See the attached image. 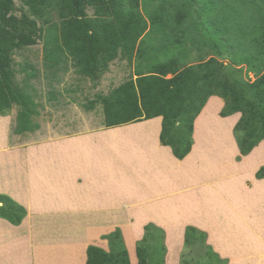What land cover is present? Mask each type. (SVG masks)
<instances>
[{"label":"crops","instance_id":"1","mask_svg":"<svg viewBox=\"0 0 264 264\" xmlns=\"http://www.w3.org/2000/svg\"><path fill=\"white\" fill-rule=\"evenodd\" d=\"M119 55L125 57L121 49ZM114 60L102 75V83L121 82L112 90L136 78L128 61ZM68 65L54 69L51 85ZM101 87L82 97L77 87L64 103L66 96L49 93L54 120L39 125L26 145L6 140L11 118L0 115V194L26 211L19 225L0 218L13 230L0 231V264H86L88 244L107 251L103 235L116 228L129 263L137 264L136 242L147 224L164 231V264H180L186 226L205 232L227 264H264V178H256L264 140L240 155L233 128L241 114L220 117L224 101L210 96L193 122L190 152L177 159L160 143L161 117L106 128L103 97L112 90ZM75 102L77 115L69 109Z\"/></svg>","mask_w":264,"mask_h":264},{"label":"trees","instance_id":"2","mask_svg":"<svg viewBox=\"0 0 264 264\" xmlns=\"http://www.w3.org/2000/svg\"><path fill=\"white\" fill-rule=\"evenodd\" d=\"M14 1L0 0V115L17 107L13 132L19 135L38 128L33 119L38 104L27 74L18 84L13 55L35 44L38 29L35 20L13 13ZM20 1L48 25L45 62L57 60L59 37L93 87L119 49L134 66L136 78L103 97L106 128L161 117L160 143L183 159L191 150L195 118L216 95L224 101L220 117L241 114L233 128L240 155L264 140V0ZM50 12L58 21L49 17ZM186 40L197 47L196 60ZM256 178H264V165ZM25 215L23 206L0 194V218L19 225ZM105 238L110 250L89 245L86 264H130L120 229ZM195 241L205 249L206 261L199 264H227L207 244L205 232L186 226L184 246ZM165 254L163 229L145 225L136 244L137 264H164Z\"/></svg>","mask_w":264,"mask_h":264},{"label":"rangeland","instance_id":"3","mask_svg":"<svg viewBox=\"0 0 264 264\" xmlns=\"http://www.w3.org/2000/svg\"><path fill=\"white\" fill-rule=\"evenodd\" d=\"M172 2H175V0ZM14 6L15 7H14L13 13L17 17H20L21 15H26L29 19L35 20L36 24H37L36 27L38 29V33L35 36V40H36L35 44L27 46L23 49H18L15 51V53L13 55V58L15 61L14 70H15L16 80H17L18 84L22 85L21 80L24 77L29 76V79H27L29 87H32L33 91L37 95L35 98V101L38 104L37 109H36L37 114L33 117V119H34V122L36 124H38V127H39V125L41 126V125L46 124V123H48V124L52 123L54 120V116H53L51 110L47 109L48 104L50 102L49 101L50 100L49 99V97H50L49 93H51L53 90H56V92L59 93V98L62 96H66V97H62L60 100L61 102L64 103V102H66V100H69V98H71V97L75 98V96H72V95H76V94L72 93V90L77 89V87H78L77 91H79V90L81 91V93H80V91L78 92V95L80 94L81 96L79 95V97H82L84 94H86L85 92H88V93L91 92L92 93V91H95L96 89L100 88V86H104V87H101L100 91L104 92V94H107L108 92H110V90H112V87L117 86L118 84L121 83V82L117 83L115 81L111 82L107 79H104L103 80L104 83H102V77H101L98 85L96 87H93V85L89 79H87V81H84V80L80 81V79L77 78L76 73L74 72V67L71 64V63H73L72 62L73 59L71 58V56L68 54L67 51H64V49H67V48H65L63 46L59 37L56 38V43H57V47H58V57H57L56 61H60V62L58 63V66H52V67H49L47 69L46 68L47 66L44 65L45 60L43 59V43L48 37V34H47L48 25L44 24L41 20L35 19L34 16H32L30 14L28 7L25 6L20 0H15ZM173 7H174V5L171 4V8H173ZM89 12L92 13V10H89ZM49 17L53 21H58L57 15L54 12H50ZM191 43L192 42L190 40H188V41L186 40L187 47H189V49H191V51H192L191 56H192V58H195V60H196V58L199 56V51H198L197 47L196 46L193 47V45ZM207 48H209V46H207ZM209 53H211V52H209ZM207 56L208 55L206 54L203 56V58L206 59ZM75 61H77V60L75 59ZM114 61H120V62L125 64L124 61H127V59H126V57H122L121 55H119V57ZM219 61L223 62L224 64L228 63V61L226 59H219ZM63 65H65V66L68 65L67 68H63V71H62L63 76L62 77L59 76L58 81L57 82L53 81V85H51V83L49 81V79L51 78V73L54 71V69L56 67L63 66ZM133 68H134V66L132 64L127 65V69H133ZM25 74H27V76ZM242 77L248 78L250 80L254 79L253 75L251 73H249L248 75H245L243 73ZM66 107H69V106H66ZM78 107H79V104L77 102H75L71 108L69 107V109L71 112L73 111L77 115V114H79L78 110H80V108H78ZM16 113H17V107L13 106L6 114V115L10 116L11 124H10L9 134L6 133L5 138L13 146H22V145L27 144V141L25 139H27L30 135L34 134L36 131L27 132V133H23V134H19V135L15 134L13 132V128L15 126ZM66 115H67V112L60 111V113H59V116L61 118H63V121H65V122H66V119H65ZM197 117H196V119H197ZM2 130L3 129L0 126V133L2 132ZM0 140H1V138H0ZM2 155H5V154H4V152H2L0 150V156H2ZM7 228H9V229H7ZM143 229H144V227H143ZM0 231H7L8 233H10L13 230H11L10 226L7 227L6 224L0 220ZM106 235H108V234L103 235L104 239H106L105 238ZM206 238H207V235H206ZM106 240H107V245H108V239H106ZM0 241H3V240L0 239ZM137 242H136V244H137ZM0 245H2V243H0ZM89 245H93V244H88V246ZM94 246H96V245H94ZM9 247H10V245H9ZM109 250H110V248L108 245L107 251H109ZM204 252H205L204 247L201 244L199 245V242H197V241H195L193 243V245H190L189 247L184 246V244H183L182 252L180 254V264H199V262L206 261V259H204V260L202 259Z\"/></svg>","mask_w":264,"mask_h":264}]
</instances>
